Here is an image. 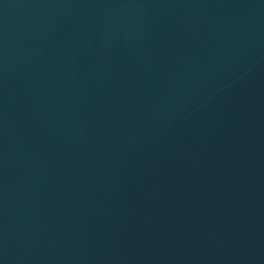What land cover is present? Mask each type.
Returning a JSON list of instances; mask_svg holds the SVG:
<instances>
[{"label": "water", "instance_id": "1", "mask_svg": "<svg viewBox=\"0 0 264 264\" xmlns=\"http://www.w3.org/2000/svg\"><path fill=\"white\" fill-rule=\"evenodd\" d=\"M0 264H264V0H0Z\"/></svg>", "mask_w": 264, "mask_h": 264}]
</instances>
